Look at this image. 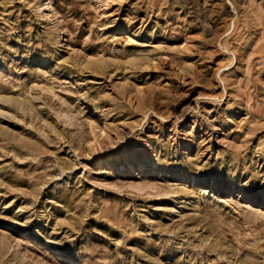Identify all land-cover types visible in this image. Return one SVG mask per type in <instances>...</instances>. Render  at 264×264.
<instances>
[{"label": "rangeland", "instance_id": "1", "mask_svg": "<svg viewBox=\"0 0 264 264\" xmlns=\"http://www.w3.org/2000/svg\"><path fill=\"white\" fill-rule=\"evenodd\" d=\"M0 264H264V0H0Z\"/></svg>", "mask_w": 264, "mask_h": 264}]
</instances>
